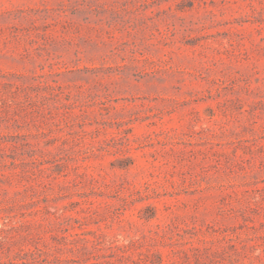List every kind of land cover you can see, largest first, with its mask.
Masks as SVG:
<instances>
[{"label":"rangeland","instance_id":"374dc122","mask_svg":"<svg viewBox=\"0 0 264 264\" xmlns=\"http://www.w3.org/2000/svg\"><path fill=\"white\" fill-rule=\"evenodd\" d=\"M0 264H264V0H0Z\"/></svg>","mask_w":264,"mask_h":264}]
</instances>
